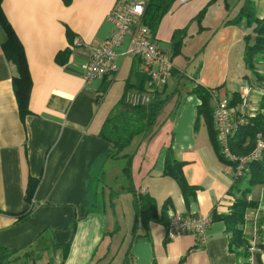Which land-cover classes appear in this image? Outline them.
I'll return each mask as SVG.
<instances>
[{"label": "crops", "instance_id": "crops-1", "mask_svg": "<svg viewBox=\"0 0 264 264\" xmlns=\"http://www.w3.org/2000/svg\"><path fill=\"white\" fill-rule=\"evenodd\" d=\"M245 1L175 0L153 40L174 62L191 36L189 43L196 41V53L189 56L194 69L187 73L173 66L175 88L169 91V83L158 88L164 105L149 133L134 138L127 157L117 159L109 156L112 145L100 133L116 104L124 102L126 90L146 88L149 79L132 56L121 58L119 70L104 79L87 82L84 77L92 50L113 34L109 17L116 0L3 1L24 48L32 87L29 111L22 115L13 83L17 70L2 49L0 27V264H117L119 256L123 264L128 252L131 264L241 261L231 250L223 220H212L203 246L192 233L170 238L168 225L171 213L212 218L214 210L228 214L233 205L235 173L213 141L212 114L219 96L210 98L212 112L202 115L203 102L194 89H217L234 108L247 97L249 108L259 110L264 91L256 96L244 62L246 37L254 35L253 28L247 20L233 22ZM251 1L254 16L264 19V0ZM184 78L190 81L187 89L181 88ZM116 86L119 96L111 102ZM168 159L181 164L191 195L164 175ZM128 164L130 175L124 173ZM138 193L156 200L158 218L147 227L141 221L136 233ZM257 201L260 207L248 211L245 231L264 264V249L255 248L264 244V194ZM124 218L133 234L126 251L110 263ZM251 262L258 264L255 256Z\"/></svg>", "mask_w": 264, "mask_h": 264}, {"label": "trees", "instance_id": "trees-1", "mask_svg": "<svg viewBox=\"0 0 264 264\" xmlns=\"http://www.w3.org/2000/svg\"><path fill=\"white\" fill-rule=\"evenodd\" d=\"M4 0H0V27L3 31L4 38L2 49L10 62H12L17 70V75L13 78L14 91L17 98L20 113L26 115L29 111V96L32 87V79L28 66V61L22 43L16 35L13 27L9 23L3 11ZM175 0H150L145 6L143 16L144 24L155 35L159 28L160 22L164 15L169 12ZM247 20L252 25V34L246 37V46L244 51V62L248 70L255 78L256 84H264V70L257 69L256 57L264 61V19H258L254 16L253 4L251 0H246L241 11V16L234 23ZM182 40L177 45L179 51ZM264 65V62L260 63ZM262 72V73H261ZM149 79V78H148ZM143 86L138 91H144ZM130 89H127L129 91ZM202 100L200 108L202 115L205 112H212L209 107L210 98L213 97L211 90L196 87L194 89ZM237 97V96H236ZM121 104L125 107L120 111L113 112L106 120L100 135L112 145L109 154L111 158L117 159L127 157L125 150L132 143L134 138L140 135H147L158 117L164 100L159 99V95L155 92L150 104L139 107H130L125 103V99ZM233 103L231 102V105ZM213 115V114H212ZM207 118L211 120V116ZM214 122V115H213ZM214 124V123H213ZM215 126V125H214ZM215 128V127H214ZM261 134L264 137V95L259 102V110L255 116L250 118L248 125L240 128L230 138L232 151L237 155H247L253 151L256 144V137ZM213 141L219 157L226 162L221 154L220 147L216 137V131H213ZM126 175H130V165L124 169ZM164 175L170 176L177 181L184 195H191L192 188L186 183L181 170V164L173 159H168ZM256 186H264V151L260 159L250 163L244 175L235 179L230 189L231 195L234 196V202L228 214L219 215L215 210L212 213V220L220 219L226 223L227 232L230 234V247L233 253L241 259L238 264H252L251 259L255 256L256 261L260 260L259 252H252L254 244L252 236L245 231L247 223V213L249 210L258 209L260 202L250 198L253 189ZM168 204H164V208H168ZM134 209L136 213L135 225L136 233L139 224L142 221L143 226L147 227L149 221L158 218V205L156 200L150 195L137 194L134 200ZM134 234V242L137 241L138 235ZM255 248L259 251L264 249V244L259 243ZM130 251V250H129ZM131 256L128 252L127 259L123 264H131ZM261 264V263H260Z\"/></svg>", "mask_w": 264, "mask_h": 264}, {"label": "built area", "instance_id": "built-area-1", "mask_svg": "<svg viewBox=\"0 0 264 264\" xmlns=\"http://www.w3.org/2000/svg\"><path fill=\"white\" fill-rule=\"evenodd\" d=\"M145 6L144 0H116L109 17L114 25L113 34L92 50L84 71L87 82L104 79L119 70L121 58H138L149 78V84L144 91L129 90L125 93V103L133 108L150 104L158 88L167 85L173 71L170 54L153 40L151 30L143 22ZM211 93L214 97L219 96L213 115L220 151L226 165L233 168L234 177L238 179L244 175L250 163L261 158L264 151V137L261 134L256 137L253 151L244 156L235 154L230 144L232 135L248 125L256 110L249 108L247 97L243 98L239 108H234L230 99L221 96L217 89H211ZM211 223V217L171 213L168 236L174 238L180 234L192 233L198 244L203 246L208 239Z\"/></svg>", "mask_w": 264, "mask_h": 264}, {"label": "rangeland", "instance_id": "rangeland-1", "mask_svg": "<svg viewBox=\"0 0 264 264\" xmlns=\"http://www.w3.org/2000/svg\"><path fill=\"white\" fill-rule=\"evenodd\" d=\"M164 37L165 35H167V37H169L171 35L170 32H168V30L166 31V29H164ZM189 39H187V44L185 43V45L183 46V50L181 53H178L175 57H174V62L172 61V65L174 67H179V69H183L187 71V73H190L191 71H193L194 67H192V64H193V61H192V58H189V56H192L194 53H196V41H194L193 43H189L190 42V39H191V36L188 37ZM191 44V45H190ZM256 68L257 69H260L264 70V65H261L260 63L261 62H264L260 59V56H257L256 57ZM198 64V60L196 62V65ZM261 72V73H262ZM264 74V73H263ZM122 77V76H121ZM119 78V86L120 84L122 83V78ZM171 77V76H170ZM170 77L168 78V90L170 91L173 88H175L174 86V79H170ZM252 78H253V75H252ZM253 80L255 81V78H253ZM257 82L255 81V87L254 89L256 88L257 92L258 93H255L256 96L258 97V95H260V91H264V84L261 85L262 83H259L256 84ZM176 85V84H175ZM118 86V85H117ZM115 87L114 91L110 94V100L111 102L117 98V96H119V87ZM190 86V81H188L186 78H184L183 80V83H182V86L181 88L183 89H187V87ZM254 100H256V98H254ZM107 105L110 107V101L108 100L107 101ZM116 108H113L114 111L113 112H117V111H120L121 109L125 108L122 104H119L117 103L116 104ZM264 194V188L263 187H260V186H256L253 191H252V197L255 199V200H259L260 197L262 198ZM122 224H120V229L118 231V233H116V237L114 238V245H113V248H112V251L111 253L109 254V262L111 261V257L116 255L118 256L120 254L121 251H126V248L129 244V241H130V238L133 234V226L132 224L129 223V220L127 219H123ZM125 241V246H123V249L122 248V245ZM112 245V244H111ZM112 263V262H110ZM120 263V256L118 258V263Z\"/></svg>", "mask_w": 264, "mask_h": 264}]
</instances>
